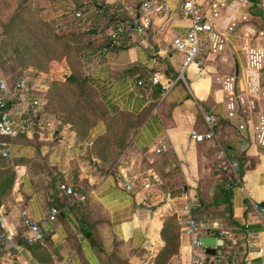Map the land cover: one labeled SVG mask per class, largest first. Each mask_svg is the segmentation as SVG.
<instances>
[{
    "label": "crops",
    "instance_id": "crops-1",
    "mask_svg": "<svg viewBox=\"0 0 264 264\" xmlns=\"http://www.w3.org/2000/svg\"><path fill=\"white\" fill-rule=\"evenodd\" d=\"M61 1L74 19L70 25L88 29L79 71L99 106L78 125L46 118L45 92L52 80H60L58 74L63 80L72 69H52L45 74L49 79L32 83L44 92L45 104L31 131L12 139L11 159L0 163V172L11 173V180L0 174V232L10 226L20 232L23 209L42 220L54 196L59 214L43 243L30 248L18 233L0 254V264H99L116 242L131 264H154L168 215L176 217L180 230L177 251L165 264H189L190 240L179 218L199 201L210 205L204 209L208 215L196 221L206 235L222 240L220 254L197 250L204 264L218 256L222 264H264V211L252 205L264 208V145L253 129L262 113L264 73L260 81L245 67L242 49L249 44L235 41L237 51L226 62L209 56L203 68L190 65L180 77L182 54L171 41L187 21L178 13L156 18L144 33L131 28L119 47L110 39L112 16L132 22L141 0ZM167 1L177 8L182 0ZM250 10L257 25H264V12ZM251 45L264 48V39ZM234 74L231 93L224 82ZM153 76L162 84L152 83ZM205 112L215 117V139L198 143L189 132L205 128ZM220 151L236 169L222 167ZM225 182L230 213L220 192ZM57 184L83 198L66 196Z\"/></svg>",
    "mask_w": 264,
    "mask_h": 264
},
{
    "label": "built area",
    "instance_id": "built-area-1",
    "mask_svg": "<svg viewBox=\"0 0 264 264\" xmlns=\"http://www.w3.org/2000/svg\"><path fill=\"white\" fill-rule=\"evenodd\" d=\"M251 8L264 12V0H182L177 8L172 7L167 0H141L140 13L134 16L132 22L120 23L110 33L114 46H121L124 35L136 28L140 33L148 30L156 18L164 20L178 13L187 21V27L183 32L176 34L171 41L174 49L182 54L179 76L190 65L198 69L204 67L209 56L216 57L221 62H226L231 52H236L235 41L243 40L249 45L242 49L245 59V67L256 71L258 79L263 78L264 73V48L252 46V41L264 39V25H257L256 19L251 15ZM163 29V25H159ZM230 52V53H229ZM224 82L229 86L231 93L235 87L236 75H232ZM152 83L162 84L158 77H152ZM264 96V92H261ZM45 104L44 92L36 85L22 77L15 84L10 85L0 77V163L7 162L12 157V139L20 134L31 131L32 126L39 119ZM205 128L203 130L191 129L190 138L198 143L214 141L215 117L211 113L202 115ZM256 140L264 145V99L262 113L258 123L253 127ZM222 160V167L236 169L237 165L230 162L223 151L218 153ZM145 183V187H149ZM130 188V185H127ZM62 193L74 198L78 196L75 189L65 184H60ZM253 207L261 212L264 208L257 202ZM59 208L51 206L42 220H37L27 211H21L22 229L19 232L14 227L5 228L0 232V254L8 243L18 233L28 244L43 243L51 233L57 220ZM182 232L188 236L192 255L189 264H204V258L197 250L204 251L205 245L201 237L206 235L200 223L188 212L185 218H179ZM221 256L216 257L214 264H222ZM226 263V262H225ZM246 264H250L247 260Z\"/></svg>",
    "mask_w": 264,
    "mask_h": 264
},
{
    "label": "rangeland",
    "instance_id": "rangeland-1",
    "mask_svg": "<svg viewBox=\"0 0 264 264\" xmlns=\"http://www.w3.org/2000/svg\"><path fill=\"white\" fill-rule=\"evenodd\" d=\"M65 6L61 0H0V77L7 83L15 84L22 77L29 83L39 77L46 81L49 76L45 74L52 69L61 73V66L77 70L81 61L74 55L82 50L81 41L88 29L77 23L70 25L74 19L69 18ZM66 97L60 92L54 96L57 105H48L46 118L69 119L66 109L70 101ZM103 254V261L111 254L114 262L119 259L131 264L120 243Z\"/></svg>",
    "mask_w": 264,
    "mask_h": 264
},
{
    "label": "trees",
    "instance_id": "trees-1",
    "mask_svg": "<svg viewBox=\"0 0 264 264\" xmlns=\"http://www.w3.org/2000/svg\"><path fill=\"white\" fill-rule=\"evenodd\" d=\"M250 2L253 3L256 2V0H250ZM124 21L125 19L122 18L121 15L112 16V21H111V24H113L112 29H114L117 25H119L121 22ZM79 55L80 52H76L74 56L75 57L77 56L79 58ZM79 67L77 68V70L72 68L71 74H69L65 79L51 82L50 88L47 91L48 96L46 95L47 103L45 105V109L48 107V105H53L54 107V105H57L54 96H57L58 92L65 93L69 99L67 97L66 98L70 101V105H68L67 109L66 107L64 108L66 109L67 114L69 115L68 116L69 119L66 118L65 120L71 121L77 125L90 112H93L95 107L99 106V103L94 97L92 89L88 85L86 79L82 78V76L80 75ZM60 119L64 121L62 117ZM0 174L6 175L8 180L9 179L11 180V173H9L8 171H2L0 172ZM225 184L226 187L224 188L222 187L220 192L225 199L224 200V203H226L225 209L230 213V204H231L230 190H229L230 187L228 186L227 182H225ZM59 186L60 184H57L56 186V189L58 191H60ZM58 198L59 197L54 196V202L52 203L51 206L59 207ZM209 205L204 203L203 201H199L196 205H193L191 207L192 216L197 221H199L200 218L198 217V215H204V214L208 215V212H205L204 209ZM203 217L204 216H202V218ZM179 230H180V224L178 223L174 215H168L164 218L160 231L161 237L164 240V245L157 254V256L155 257L154 264H165V262L169 259V257L177 251ZM87 235L90 238V233H88ZM90 241L91 243L94 244L93 239H90ZM28 245L31 248L33 244H28ZM99 264H128V263L125 261L120 262L119 259L118 261L114 262V255L108 254L106 260L105 261L102 260Z\"/></svg>",
    "mask_w": 264,
    "mask_h": 264
},
{
    "label": "water",
    "instance_id": "water-1",
    "mask_svg": "<svg viewBox=\"0 0 264 264\" xmlns=\"http://www.w3.org/2000/svg\"><path fill=\"white\" fill-rule=\"evenodd\" d=\"M201 242L206 246L205 253L209 255H216L221 253V250L219 249L222 243L221 239L210 235H204L201 237ZM36 246L39 247L40 245L38 244Z\"/></svg>",
    "mask_w": 264,
    "mask_h": 264
}]
</instances>
